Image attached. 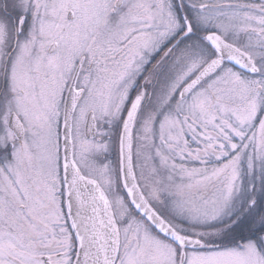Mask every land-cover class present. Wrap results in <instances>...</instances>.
<instances>
[{
    "label": "snow or ice",
    "instance_id": "obj_1",
    "mask_svg": "<svg viewBox=\"0 0 264 264\" xmlns=\"http://www.w3.org/2000/svg\"><path fill=\"white\" fill-rule=\"evenodd\" d=\"M0 264H264V0H0Z\"/></svg>",
    "mask_w": 264,
    "mask_h": 264
}]
</instances>
